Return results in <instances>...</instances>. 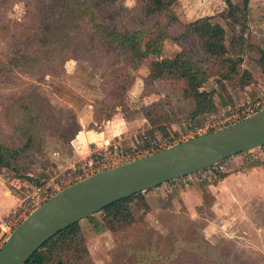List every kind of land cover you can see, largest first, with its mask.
Returning <instances> with one entry per match:
<instances>
[{
  "label": "trees",
  "instance_id": "obj_1",
  "mask_svg": "<svg viewBox=\"0 0 264 264\" xmlns=\"http://www.w3.org/2000/svg\"><path fill=\"white\" fill-rule=\"evenodd\" d=\"M10 1L0 0V15L7 12L6 3ZM177 1L148 0L149 4L135 9L123 6V0L34 1L33 11L29 9L28 23L36 26L40 36L37 45L42 49L18 53L10 63L0 67V76L18 68L35 69L40 65L54 70L68 59L79 60L81 57L92 63L102 57L111 61L106 64L108 66L123 62L138 68L154 55L156 59L150 62L146 77L147 87L161 77L186 80L195 102V116L216 112L213 98L217 90L209 89L210 79L214 78L226 92L228 85L235 91H243L257 82L252 70L244 66V51L257 52V45L246 39L250 0H224L227 7L222 13L231 26L230 36L222 23L212 20V15L181 22L174 11ZM29 25H22V29L31 32L34 28ZM174 25H180L179 33L174 32ZM238 25L240 28L236 27ZM167 41L180 44L182 50L173 57H162ZM258 51V63L264 69V50ZM253 64L257 69V57ZM117 75L123 76L122 73ZM257 94L251 89V96ZM168 104L160 100L142 106L152 136L157 132L169 135L168 124L175 122L177 116L173 109L166 108ZM6 109L8 123L15 132L11 139L0 134V172L9 171L13 178L34 180L26 163L32 153H47L48 136H54L57 143L69 145L80 131L76 116H73L74 128L59 126L57 112L37 87L9 97ZM246 164L264 168L261 159ZM225 175L215 177L222 179ZM133 205L144 214L152 209L144 192H140L122 198L86 219L97 231L107 228L117 236L126 235L136 227L145 230L147 221L144 216H135ZM198 232L199 229L193 234H196L194 238H183L176 232L162 235L149 228L145 239L120 243L112 252L110 264H237L229 254L221 253L219 246L198 236ZM25 264L96 263L79 221L47 240Z\"/></svg>",
  "mask_w": 264,
  "mask_h": 264
},
{
  "label": "rangeland",
  "instance_id": "obj_2",
  "mask_svg": "<svg viewBox=\"0 0 264 264\" xmlns=\"http://www.w3.org/2000/svg\"><path fill=\"white\" fill-rule=\"evenodd\" d=\"M34 1L37 0H12L10 3H6L7 12L3 16L0 15V67L10 63L18 53L42 49L37 45L40 36L36 26L28 23L29 9L33 11ZM143 4H149L148 0H123V6L129 9L141 7ZM226 7L224 0H178L174 5V11L181 22L212 15L214 16L212 20L222 23L230 36L231 26L224 20L223 16L226 15L222 13L226 12ZM261 11H264L263 1L250 0L246 39L255 45H257V17L264 16ZM22 25H29L34 29L29 32L27 29H22ZM236 27L240 28L239 25ZM180 29V25L173 26L175 33H179ZM180 50H182L180 44L167 41L163 47L162 57H173ZM252 53L257 54L256 50H252L250 53L247 49L244 51V66L251 65L253 67L254 57L250 55ZM154 59L156 56L151 55L145 59L142 65L134 68L123 62L108 66L106 64L111 61H106L102 57L93 63L89 59L81 57L79 60L68 59L63 64L54 67V70L51 67L40 65L35 69L18 68L13 72L6 73L0 76V134L4 135L6 139H11L15 132L6 116L9 97L37 87L57 112L59 126L74 128L75 117L73 116H76L80 130L82 129L81 118L85 117L89 120L87 127L98 129L101 123L111 118L118 109L126 117L137 113L145 117L142 110V106L147 104L145 96L151 93L160 94L158 99L149 100L148 104L160 100L168 102L166 108L170 111L173 109L177 119L168 124L169 135L165 136L157 132L155 136L180 141L188 136L192 127L202 126L211 117L207 119V116L201 115L203 117L200 120L194 116L193 119L191 118L190 106L187 108L191 101L186 99L187 97L185 98L186 94H183L184 88L189 90L186 80L161 77L155 80L153 85L146 86L149 64ZM255 70L257 71V69ZM119 73L123 74L122 78L117 75ZM211 88L217 90L213 98L214 103L220 102L219 96L229 100L230 92L238 93L232 89L231 85H228L227 92L222 90L214 78L210 79L209 89ZM252 90L254 93L258 92L257 82ZM173 92L179 93V97L174 98L175 101L170 97V94L168 95ZM246 97L247 93L242 94L238 102L231 99L230 107H236ZM227 109L225 106L218 107L215 115H220ZM78 133L69 145L57 143L54 136H48L47 153H32L31 159L26 165L30 166L28 168L31 169L29 171L34 176V180L30 185L22 187L23 197L33 193L38 186L48 185L62 170L83 158H74V142ZM125 141L131 142L130 140ZM253 153L257 154V160H264V148L253 149ZM1 174L6 183L11 186L10 181L14 179L12 173L2 171ZM182 188L184 187L175 190ZM226 191L227 189L223 187L215 200H213L212 193L204 191L201 205L196 206L193 210L182 201H174L173 198L178 197L175 193L172 198L169 197L167 200V204H169L167 208L164 204V207L161 205L160 210L151 206V211L144 214L139 207L133 205L135 216H144L147 227L145 230L136 227L126 235L117 236L102 227L100 231H97L88 219L81 220L94 262L110 264L113 260L112 252L120 243H132L145 239L148 229L153 228L162 235L176 232L183 238L186 236L194 238L196 234H193L199 229L198 236H203L209 243L219 246L220 252L229 254L237 264H264V199L261 196L248 197L246 196L248 194L244 192L238 195H226L224 193ZM215 203H217L218 213L213 211ZM97 217L99 218L100 215L98 214Z\"/></svg>",
  "mask_w": 264,
  "mask_h": 264
},
{
  "label": "water",
  "instance_id": "obj_3",
  "mask_svg": "<svg viewBox=\"0 0 264 264\" xmlns=\"http://www.w3.org/2000/svg\"><path fill=\"white\" fill-rule=\"evenodd\" d=\"M264 146V108L225 128L88 176L31 212L0 247V264H25L50 238L104 207Z\"/></svg>",
  "mask_w": 264,
  "mask_h": 264
},
{
  "label": "crops",
  "instance_id": "obj_4",
  "mask_svg": "<svg viewBox=\"0 0 264 264\" xmlns=\"http://www.w3.org/2000/svg\"><path fill=\"white\" fill-rule=\"evenodd\" d=\"M264 3V0H262ZM262 3V2H260ZM259 3V4H260ZM258 11V10H257ZM262 15H264V11H261ZM264 50V16L257 17V54L252 53V57H257V71L251 67V65H247L245 67L252 70L257 79V90L258 93L264 90V69L261 68L258 63L260 53L258 50ZM253 61V60H252ZM256 85V84H255ZM252 87L247 86L245 90L238 91V93L230 92V98L224 99L223 96H219L220 102H215L217 109L218 107H227L229 108L232 104L230 100H234V102H238V99L242 94L250 95ZM160 90V89H159ZM184 90L185 98L190 99V116L193 119V116L200 120L204 115L207 116V119L214 118L218 115H215L216 112H207L206 114L200 113L195 116V102L193 103V97L189 90L186 88ZM170 97L174 100L177 96L179 97V93L173 92L168 93ZM160 94L151 93L150 95L145 96V103H149L148 101H154L158 99ZM203 115V116H201ZM181 117V116H180ZM184 118V116H182ZM181 118V119H182ZM202 119V118H201ZM184 120V119H182ZM82 121V129L79 131L75 142H74V158H82L87 156L91 152H93L97 147L102 145L104 142L113 141V140H130L131 142H135L136 140H141L144 134L151 135L148 130L150 128V124L148 120L141 115L140 113L134 114L131 117H126L123 112L118 109L111 118L103 121L98 129L89 128L88 123L89 120L85 117L81 118ZM255 150V149H254ZM257 150V148H256ZM249 155V156H247ZM239 160L238 163L233 164L228 171L225 173V177L222 179H218V177H211L205 184H194L191 187L185 186L182 189L167 191L165 188V184H161L155 188L147 190L144 192L147 201L149 204L156 210L161 209V205H166L165 208L169 204H167V200L169 197H173L174 193L177 194L178 197H174L173 200L182 201L186 204L191 210H193L196 206L201 205L203 200L204 191L208 193H212L213 200L219 195V191L223 190V187L227 189V194L238 195L244 192L248 195V197H257L261 196L264 199V168L262 166H247V161H253L257 159V154L253 153V150L247 151L236 156ZM258 177V178H257ZM215 180V181H213ZM31 184V181L21 178H14L10 181L11 187L6 183L5 179L2 177L0 172V215L11 211L16 208L23 197L22 187H26ZM223 194V191L221 192ZM258 194V195H257ZM215 202V201H214ZM163 205V207H164ZM217 203L213 204V211L218 213V208L216 207ZM2 232L0 231V236Z\"/></svg>",
  "mask_w": 264,
  "mask_h": 264
},
{
  "label": "built area",
  "instance_id": "obj_5",
  "mask_svg": "<svg viewBox=\"0 0 264 264\" xmlns=\"http://www.w3.org/2000/svg\"><path fill=\"white\" fill-rule=\"evenodd\" d=\"M262 108H264V90L255 96L248 95L236 107H229L220 115L206 121L202 126L192 127L188 136L180 141L144 134L141 140L138 139L135 142L128 143L125 140L104 142L93 152L62 170L48 185L36 187L33 193L27 194L20 200L16 208L1 214L0 231L2 234L0 239L2 244L31 212L67 186L119 164L169 148L199 134L225 128L255 114ZM236 156L238 155L230 156L211 167L176 177L164 183L165 188L167 191H173L180 187L202 183L217 174H224L233 164L238 163L239 159Z\"/></svg>",
  "mask_w": 264,
  "mask_h": 264
}]
</instances>
